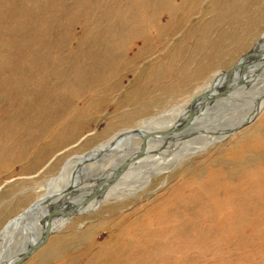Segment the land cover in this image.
Returning a JSON list of instances; mask_svg holds the SVG:
<instances>
[{
	"label": "rangeland",
	"instance_id": "rangeland-1",
	"mask_svg": "<svg viewBox=\"0 0 264 264\" xmlns=\"http://www.w3.org/2000/svg\"><path fill=\"white\" fill-rule=\"evenodd\" d=\"M263 35L264 0H0V233L69 159L189 105ZM231 109L210 132L240 120ZM122 179L23 264H264V105L143 190Z\"/></svg>",
	"mask_w": 264,
	"mask_h": 264
},
{
	"label": "bare ground",
	"instance_id": "bare-ground-1",
	"mask_svg": "<svg viewBox=\"0 0 264 264\" xmlns=\"http://www.w3.org/2000/svg\"><path fill=\"white\" fill-rule=\"evenodd\" d=\"M263 46L264 41L262 40V42H260L256 47L260 48ZM262 78H264V72L253 84V88L258 89V92L252 99H250L246 103L239 104L238 106L236 104L238 100H240L239 97L242 92H245V97L249 95L250 89L248 88L239 90L232 97L223 101L220 107L216 108L214 111H209V113L206 112L204 115L198 116L195 122L189 127L186 132L171 136H152L151 138H149L146 145L145 156L141 159H136V157L141 150L142 143L140 146H136L134 145V143L138 140L143 141V134L145 132L168 130L172 127L182 124L188 116L189 105L178 106L160 117L145 121L140 127L135 129L141 130L139 133L129 132L132 130L122 132L107 143L93 149L83 156L73 157L69 159L59 176L46 183L47 193L45 195H53L64 190L72 183L73 180L75 183L74 190L70 194L58 197L50 204L64 210L65 212H70L83 200H85L86 198H90L89 205L85 209H83V212L79 215L89 213L91 214L93 211L99 208V203H101L105 194L104 191L108 187L106 189H101L99 192L100 197H96L93 199L92 194L95 191L97 184L95 186L89 184H93V182L98 183L100 180H106L108 176L110 177V180L121 168L122 170L119 174V181L121 178H123L122 180H127L126 183L128 184V186L124 188L121 193L131 196L132 192H139L143 190L149 184V179L152 175H159L168 170H171L177 164L183 161L187 156H193L200 152H203L204 150H206V148L220 141L225 136V133L229 131V129H233L238 125L246 122L251 114L254 117V114L264 105V81H262L263 83L261 84ZM236 81V74L231 78L225 77L220 84V87L214 89L212 94H220L227 84L234 85ZM212 84L213 83H211V85L203 92L208 91L209 88H211ZM229 108H232L231 110L234 112L242 111L240 120H236V122L233 123L232 128L226 126L223 127L220 131H218V133H220L219 136L198 134L195 135L194 138H190L191 136H193V134H195V132L202 130H206L207 133H211L208 129V124L213 120L215 121L216 118L226 110H230ZM212 133L216 132L213 131ZM158 146L159 148L155 150V148ZM132 159H135L133 163H129V165L124 166L125 162H128ZM76 168L78 170L74 178V172ZM136 171L137 173H135ZM96 172H100V175L96 176ZM118 182L116 184L119 185ZM81 186H87V188L88 186H91V189L93 188V190L89 191L90 193L88 192L84 197V191H81V189H79V187ZM80 191L82 193L81 201L78 203H73L71 200L75 198V196L78 195ZM114 195L118 196L120 194ZM108 196L109 195H107V197ZM47 212V206L35 205L28 208L24 213L12 220L0 233V249L4 246L13 247L12 244L13 242H15V239L33 235L35 233V230H37L38 228V236L36 234L34 235L32 243L37 241L41 237V229H43L42 222ZM37 213H39V215H37ZM71 219L72 218L65 219L64 217L57 219L55 222H53L52 233H54L57 228L64 227L66 223H68ZM32 243L30 244V246L32 245ZM22 247L23 250L26 249V247ZM21 253L22 252L14 255V257L18 256ZM10 260L12 261V258H10Z\"/></svg>",
	"mask_w": 264,
	"mask_h": 264
},
{
	"label": "water",
	"instance_id": "water-1",
	"mask_svg": "<svg viewBox=\"0 0 264 264\" xmlns=\"http://www.w3.org/2000/svg\"><path fill=\"white\" fill-rule=\"evenodd\" d=\"M264 41V36H262L261 40L256 43L254 48L248 53L243 55L237 63L229 70L222 72L219 74L213 81V84L211 88H209L208 91L203 92L202 94H199L195 97H193L189 103L188 106V116L186 120L175 127H172L168 130H156L152 132H145L143 134V141H142V147L137 155L136 159H141L145 156L146 153V145L149 138L152 136H171V135H177L186 132L189 127L195 122L198 116L204 115L206 112L214 111L216 108H219L220 105L223 103V101L229 99L232 97L235 93H237L239 90L247 89L251 87L254 82L257 81V79L263 74L264 72V46L257 48L256 46ZM237 75V81L234 85L227 84L223 91L216 95L212 94L213 90L220 87V84L224 80L225 77L231 78L233 75ZM260 110H258L254 115V117L249 116L248 120L237 127L233 129H229L225 133V136L221 139L224 140L226 137H228L231 134H234L238 132L241 128L244 126H247L250 124L253 119L257 116ZM141 130H132L129 131L131 133H139ZM128 133V132H127ZM198 134H205L209 136H219L220 133H207L206 130L198 131L193 134V138L195 135ZM135 159L129 160L128 162H125L124 166L129 165V163H133ZM77 168L74 172V178L75 174L77 172ZM122 168L119 169L115 176L112 177L110 180H100L97 183V186L95 188V191L92 194V198L100 197L99 192L101 189H106L107 187H111L115 185L119 181V174L121 172ZM74 180L72 183L65 188L64 190L57 192L53 195H44L40 199L36 200L34 205H40V206H47L48 212L45 214V217L43 218V229H41V237L32 243V245L19 254L16 257L12 258V261L10 260L11 257L7 258V260L1 262L0 264H23L26 262L37 250H39L41 247H43L47 242L49 237L51 236L53 232V222H55L57 219L64 217L65 219H70L73 217H76L77 215L81 214L83 212V209H85L89 205L90 198H86L83 200L80 204L75 206L74 209H72L70 212H65L64 210L52 206L50 203L57 199L58 197L62 195L70 194L74 190ZM30 208V207H29Z\"/></svg>",
	"mask_w": 264,
	"mask_h": 264
}]
</instances>
